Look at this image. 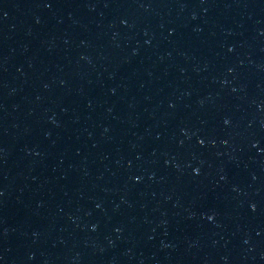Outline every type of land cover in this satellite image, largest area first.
<instances>
[{
  "label": "water",
  "instance_id": "95a60500",
  "mask_svg": "<svg viewBox=\"0 0 264 264\" xmlns=\"http://www.w3.org/2000/svg\"><path fill=\"white\" fill-rule=\"evenodd\" d=\"M0 264H264V0H0Z\"/></svg>",
  "mask_w": 264,
  "mask_h": 264
}]
</instances>
